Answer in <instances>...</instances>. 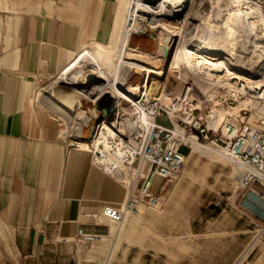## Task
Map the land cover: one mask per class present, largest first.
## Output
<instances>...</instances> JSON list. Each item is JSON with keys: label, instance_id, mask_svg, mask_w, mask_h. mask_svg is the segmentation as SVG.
<instances>
[{"label": "rangeland", "instance_id": "1", "mask_svg": "<svg viewBox=\"0 0 264 264\" xmlns=\"http://www.w3.org/2000/svg\"><path fill=\"white\" fill-rule=\"evenodd\" d=\"M126 1L0 0V17L18 15L57 17L66 24L77 25L84 32L79 41V52L85 49L91 52L84 51L73 62L82 57H90L95 61L103 62L112 72L117 44L112 50L109 49L107 45L109 30L116 15L119 18V35L116 40L118 42L127 16ZM215 1L189 0L178 18L165 19V23L175 27L177 31V38H174L175 41L172 43L174 49L168 45H165L164 48L161 46V42L156 37L159 30L156 31V34L147 32L140 35L143 40L140 39L131 44L133 37H139L138 34H134L129 44L136 51L134 59H138L137 61H140L146 68L154 72L167 70L163 77L154 78L152 92L146 103V108L152 107V109H146L147 113L150 112L147 114L149 115V124L152 125L155 115H158L156 123L169 126L166 115L163 113V111L168 112V109L171 108L172 101H169L168 98L172 99L174 96H178L183 86L190 84L193 88L192 105L197 109L194 118H190L188 111L180 110V112L175 111L174 113L169 111V113L174 124L190 122V125L195 126L194 120L198 118V122L203 124L201 128L204 132L202 137H198L196 143L203 149L198 148L191 152L192 150L185 146L180 148V153L186 157L184 169L177 178L157 186L155 191L162 201L159 206L139 207L137 212L128 214L119 225L105 221L99 211L94 214L93 218H90L100 231L93 234L97 238L89 242L80 238L70 257L64 258L60 262L47 264H264V219L245 208L247 207L245 201H247L248 193L239 188L238 170L236 169L235 173V166L219 157L220 153L215 145L216 139L225 140L226 137H233L237 131L241 130L243 124L252 122L260 115L261 105L259 99L255 97H258L261 90L246 87L245 91L239 93V83H235V81L231 82L235 89L224 87L216 90L218 93L215 91L212 93V90V92L201 90L199 83L202 85L205 82L204 73L206 71L191 68L189 55L182 59L181 70L169 72L166 66L173 60L177 49L184 48L198 55L202 53L201 56L205 59L214 55L216 51H222L228 53L229 57L226 58L232 61L233 72L244 71V77L254 81L260 80L263 83L264 60H260V57L252 58L243 53L246 50L243 44L245 39L243 35L247 28L246 22H240L239 26L237 24L236 32L230 33L223 22L225 23L227 20V11L236 8L228 2L229 0H222V2L220 0L219 5ZM256 1L263 2L258 8V12L262 13L261 15L264 17V0ZM131 16L130 9L127 17L128 23ZM249 22H253V20ZM162 36L165 37V35ZM162 40L165 41V39ZM239 54L242 57H238ZM221 57L223 55L218 58ZM169 58L170 62H168ZM259 62L260 64H258ZM58 78H55L50 84L42 85L45 93H38L37 102H43L58 117L62 124L61 138L66 143L75 150L93 152L98 129L95 139L91 142V149L88 144L90 129L80 131L81 134L84 132L87 135L86 140H83L80 139L78 125L82 124L81 126L84 128L85 124L83 123L94 113V105L91 102L83 101L82 111L85 115L81 113V110L76 109L77 106L72 111H69L67 106L63 107L58 103L56 97L51 96L53 88L59 81ZM129 83L126 88L127 93L137 98L140 93L138 91L142 87L141 84L144 83L143 79L138 75H133ZM59 87L64 92L72 91L66 86ZM135 93L137 94L135 95ZM162 93L168 96L167 100L165 97H161ZM171 93L172 96H169ZM44 95L48 98H45ZM105 96L115 104L116 100L110 94ZM240 98L245 100L244 104L247 106H241ZM154 99L159 101L156 103ZM119 103L121 104L117 117L119 121L117 128L123 129L122 121L138 124L141 114L139 110L125 101ZM162 103L163 105H161ZM107 120L114 121L113 113L111 117H107ZM95 123L97 120L92 121L91 124ZM135 123L134 128L130 131H123L122 136L112 131L116 137L111 139L115 143L122 142L123 146L126 145L129 153H131L130 145L126 144L130 139L129 135L138 131L144 137L145 132L149 129L146 126H138L140 123L138 125ZM206 132L208 139L203 138ZM76 145H86L87 148L78 149L79 147ZM95 162L94 158L93 166L101 170ZM123 173L127 176V172L120 164L118 175L108 176L110 181L123 191V197L111 205H122L126 200V184L129 178L123 176ZM120 175L122 176L120 177ZM87 234L91 233L84 235ZM17 261L10 260L8 263L7 259L1 258L0 264H16Z\"/></svg>", "mask_w": 264, "mask_h": 264}, {"label": "crops", "instance_id": "2", "mask_svg": "<svg viewBox=\"0 0 264 264\" xmlns=\"http://www.w3.org/2000/svg\"><path fill=\"white\" fill-rule=\"evenodd\" d=\"M118 19L115 15L109 30L110 50L117 44ZM83 35L57 17H0V259L8 263L70 257L81 235L100 232L90 218L123 197L93 166L89 152L72 149L61 138L60 120L37 102L43 84L90 51L79 52ZM140 39L133 37L131 44ZM111 109L107 96L93 108L107 117ZM250 204L247 198L249 211Z\"/></svg>", "mask_w": 264, "mask_h": 264}, {"label": "bare ground", "instance_id": "3", "mask_svg": "<svg viewBox=\"0 0 264 264\" xmlns=\"http://www.w3.org/2000/svg\"><path fill=\"white\" fill-rule=\"evenodd\" d=\"M219 1L220 0H216L215 3L218 4ZM228 2H230L236 9L229 10L230 7L228 8V17L226 22H223V25L227 26L230 33H234L236 32L235 29H237V24L239 26L240 22H246L247 28L245 29L243 35L245 39H242L244 41L243 44L245 45L246 50L243 53L249 55V57H260V60H264V17L263 15H261L262 13L260 14L258 12V8L261 4H263V2L260 3L256 0H229ZM188 3L189 0H127L125 3L127 16L125 18V25L119 37V41L117 42V51L115 57H113L114 65L112 67V72H110L109 68L103 62L95 61L90 57H82L81 59L73 62L60 74L58 78L59 81L57 82L56 87L53 88L51 96L56 97L58 103L63 105V107L67 106V109L69 111L74 110L75 106H77L76 109L82 111L83 101L91 102L93 105H96L97 102L106 94H110L116 100L119 110L121 104L119 103L120 101H125L132 105L136 110H139V112L142 114H140L138 121L140 124L138 123V125L135 122L134 123L140 127L146 126L147 128H149L151 125L148 122L149 115L147 114L150 112L147 113L146 109H152V107L146 108V103L148 102L147 99L149 98V94L152 92V84L154 78L159 79L160 77H163L166 74L167 70L165 72H154L146 68L142 63H140V61H137L138 59H134L136 58V51L133 50L129 44L134 34H138L139 36L144 35L147 32L156 34V31L159 30L160 32L157 33L156 37L157 40L161 42V46L164 48L165 45H168L172 49L174 46L172 43L177 38V31L175 27H172L170 24L165 23V19L174 20L178 18L183 13L184 5ZM130 9L132 11V16L131 20L128 23L127 17ZM218 14L220 16V9L218 11ZM250 20H253V22H249ZM162 35H165V37ZM162 39H165V41H163ZM186 55L190 56L191 68L196 70L199 69V71H206L204 73L205 82H203L202 85L199 83V87L201 88V90L205 89L206 92L212 90V93H214V91L218 93L216 90H220L224 87H231L235 89V87H232L233 81H235V83H239V93L245 91L246 87L249 89L261 91L263 89V85L261 84L262 82L260 80L254 81L244 77V71L233 72L232 61L226 58L229 57L228 53L222 51H216L214 55H210L209 58L205 59L201 56L202 53L198 55L189 52L184 48H181L179 50L177 49L171 63H167L166 65L167 69H169V72L181 70L182 59ZM221 55H223V57L218 58ZM238 57H242V55L239 54ZM168 62H170V58ZM258 64H260V62ZM133 75L140 76L144 82V85L141 87L140 91H138L140 93L138 94L137 98L136 96L128 94L126 89L130 84L129 82ZM59 86L69 87L72 91L64 92ZM136 94L137 93H135V95ZM259 95L255 98L259 99ZM169 96H172V93L169 94ZM161 97H165L167 100L168 96L165 93H162ZM168 100L172 101L173 98H168ZM239 100L241 106H247V104H244L245 100H241V98ZM154 101L156 102L159 100L154 99ZM161 105H163V103ZM191 107L193 109H196L193 105ZM81 113L85 115L83 111ZM88 119H86V121ZM118 123L119 121L117 118V120H114L113 122H104L99 126L97 131V139H95V148L93 151L95 152V163L101 168L102 171H105V173L110 172L111 175H118L120 164L124 162V157L128 156L129 154V150L125 147L126 145L123 146L121 144L122 142L115 143L111 139H114L116 137L112 131H114L117 135L122 136L123 131H130L132 128H134L133 122L122 121L121 123H123V129L119 130L117 128ZM83 124H86V122ZM81 125L82 124L78 125L79 132L83 130ZM79 135H82L81 132L79 133ZM183 141L189 144V147L192 150L191 152L198 150V148L201 150L203 149V147L196 143L194 138L190 140L184 138ZM112 143L113 145H111ZM76 146L79 147L78 149L87 148L86 145ZM220 155L219 157L222 160L228 161V159H224L223 155ZM110 166H115L114 169L116 170V172H113L110 169ZM234 170L236 173L237 170L235 167ZM247 198L250 202L253 203L250 204V206L252 207H250V212L258 215L261 219H264V199L254 197L250 194L247 196Z\"/></svg>", "mask_w": 264, "mask_h": 264}, {"label": "built area", "instance_id": "4", "mask_svg": "<svg viewBox=\"0 0 264 264\" xmlns=\"http://www.w3.org/2000/svg\"><path fill=\"white\" fill-rule=\"evenodd\" d=\"M143 85L144 83L141 84V86ZM262 85L263 89L259 95L260 115L252 122L243 124L241 130L237 131L233 137H226L225 140L216 139L215 145L217 151L238 170L239 188L247 191L248 195L264 199V79ZM192 89L190 84H185L180 94L173 97L172 105L175 108H172L171 105L168 112L163 111L169 126L156 123L158 115H155L153 124L147 129L144 137L138 131L129 135L130 139L126 144L130 145L131 153L124 157V162L121 164L127 172V176L125 173L123 176L129 178L126 184L127 197L122 205H106L102 208L100 215L105 221L119 225L128 214L137 212L139 207L159 206L162 201L161 197L156 194L157 186L177 178L182 173L186 157L180 153V148L183 146L190 148L189 144L183 140L184 138L188 140L194 138L197 142L198 137H202L204 132L201 128L203 124L198 122V118L194 120L195 126L190 125V122L174 124L169 111L171 113L180 112V110L188 111L190 118L193 119L197 109L191 107ZM113 116L114 120L119 116L116 102L113 107ZM96 120L97 123L92 125V121ZM104 122H108L107 117L96 111L86 121L83 131L90 129L88 144L91 149V142L96 137V130ZM82 135L80 139H82ZM203 138L208 139L207 132ZM71 148L74 149L72 146ZM89 153L93 160L95 152L89 151ZM114 168L115 166H110V169L116 172ZM102 172L105 173V171ZM105 174L112 176L110 172ZM123 184L125 185V183ZM96 238L97 236L93 233L81 235V239L86 242Z\"/></svg>", "mask_w": 264, "mask_h": 264}, {"label": "water", "instance_id": "5", "mask_svg": "<svg viewBox=\"0 0 264 264\" xmlns=\"http://www.w3.org/2000/svg\"><path fill=\"white\" fill-rule=\"evenodd\" d=\"M113 107H114V103L112 102V109L110 110L113 113ZM106 111H104V115H105ZM106 116V115H105ZM107 117V116H106Z\"/></svg>", "mask_w": 264, "mask_h": 264}]
</instances>
